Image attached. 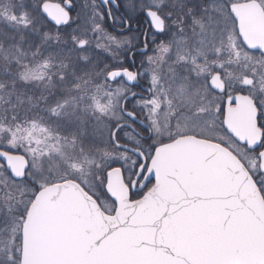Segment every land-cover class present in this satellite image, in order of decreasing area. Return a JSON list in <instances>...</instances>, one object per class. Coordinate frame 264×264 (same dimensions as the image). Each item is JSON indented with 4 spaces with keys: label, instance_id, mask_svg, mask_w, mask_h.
<instances>
[{
    "label": "snow or ice",
    "instance_id": "1",
    "mask_svg": "<svg viewBox=\"0 0 264 264\" xmlns=\"http://www.w3.org/2000/svg\"><path fill=\"white\" fill-rule=\"evenodd\" d=\"M86 7L0 0V264H264V0Z\"/></svg>",
    "mask_w": 264,
    "mask_h": 264
},
{
    "label": "flooded vegetation",
    "instance_id": "2",
    "mask_svg": "<svg viewBox=\"0 0 264 264\" xmlns=\"http://www.w3.org/2000/svg\"><path fill=\"white\" fill-rule=\"evenodd\" d=\"M51 1V0H50ZM53 2H57V3H62V0H52ZM124 1V0H123ZM122 1V2H123ZM115 11V10H114ZM123 11H124V9H122L121 8V10H120V12L119 13H116L117 15H120L121 13H123ZM73 15V14H72ZM74 17V16H73ZM108 23H110V21L108 22ZM142 27H144V28H146L147 27V25L146 24H144V25H142ZM111 28V27H110ZM113 31V29L111 28V31L110 32H112ZM113 34H116L115 32L113 33ZM124 35H130V33H127V32H125L124 33ZM142 39H143V37H140V40L142 41ZM93 42H95V41H93ZM133 44L134 45H137V47H139V41H137L136 39H133ZM137 49L136 48H134L133 49V51H136ZM258 54V53H257ZM130 56H131V53H122V58H124V60H125V65L127 66L128 65V63L130 62ZM135 59H136V62H137V66L139 65V61H140V56L137 54L136 56H135ZM146 81H144V80H141L140 81V86H145L146 85ZM132 91H135V92H140L141 91V88L140 87H133L132 88ZM142 95H147L146 93H141ZM134 103H135V100H133V99H130L129 101H128V104H127V107H128V109L129 110H131L132 109V107H133V105H134ZM138 115H139V113H138Z\"/></svg>",
    "mask_w": 264,
    "mask_h": 264
},
{
    "label": "rangeland",
    "instance_id": "3",
    "mask_svg": "<svg viewBox=\"0 0 264 264\" xmlns=\"http://www.w3.org/2000/svg\"><path fill=\"white\" fill-rule=\"evenodd\" d=\"M121 1H123V0H121ZM88 3H89V0H75L76 13L79 12L81 14L82 18H84L87 15V7L86 6ZM79 8H80V10H79ZM76 13H75V15H76Z\"/></svg>",
    "mask_w": 264,
    "mask_h": 264
},
{
    "label": "trees",
    "instance_id": "4",
    "mask_svg": "<svg viewBox=\"0 0 264 264\" xmlns=\"http://www.w3.org/2000/svg\"><path fill=\"white\" fill-rule=\"evenodd\" d=\"M120 2L123 3L121 0H120ZM79 7H80V6H79ZM122 9H123V8H122ZM79 10H80V8H79ZM75 13H76V9H75V12L72 13L74 17H75ZM0 27H3V26L0 25ZM108 31H111V28H110V27L108 28Z\"/></svg>",
    "mask_w": 264,
    "mask_h": 264
},
{
    "label": "water",
    "instance_id": "5",
    "mask_svg": "<svg viewBox=\"0 0 264 264\" xmlns=\"http://www.w3.org/2000/svg\"><path fill=\"white\" fill-rule=\"evenodd\" d=\"M50 2V1H49ZM50 3H53V4H55V3H57V2H50Z\"/></svg>",
    "mask_w": 264,
    "mask_h": 264
}]
</instances>
